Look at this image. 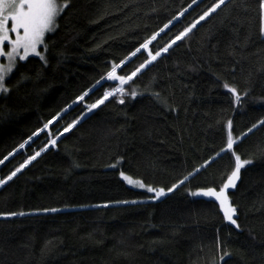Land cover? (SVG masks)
Returning <instances> with one entry per match:
<instances>
[{
  "label": "trees",
  "instance_id": "obj_1",
  "mask_svg": "<svg viewBox=\"0 0 264 264\" xmlns=\"http://www.w3.org/2000/svg\"><path fill=\"white\" fill-rule=\"evenodd\" d=\"M263 3L58 0L0 93V264H264ZM240 160L235 225L192 191Z\"/></svg>",
  "mask_w": 264,
  "mask_h": 264
},
{
  "label": "rangeland",
  "instance_id": "obj_2",
  "mask_svg": "<svg viewBox=\"0 0 264 264\" xmlns=\"http://www.w3.org/2000/svg\"><path fill=\"white\" fill-rule=\"evenodd\" d=\"M58 8V0H0V93L4 88L5 78L19 60L40 54L44 34L51 27ZM262 29L264 34V3ZM115 79L123 83L122 79L116 77ZM244 164L245 161L238 162L222 189L199 188L192 191L194 195L217 199L226 219L235 225H238L235 210L225 194V189L235 185ZM121 175L130 186L143 189L156 197H162L167 193L165 188L153 187L124 172Z\"/></svg>",
  "mask_w": 264,
  "mask_h": 264
}]
</instances>
